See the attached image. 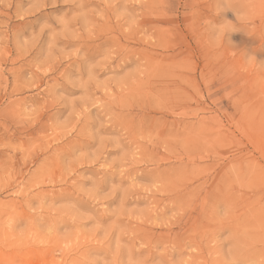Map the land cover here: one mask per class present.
Returning <instances> with one entry per match:
<instances>
[{
  "label": "rangeland",
  "instance_id": "1",
  "mask_svg": "<svg viewBox=\"0 0 264 264\" xmlns=\"http://www.w3.org/2000/svg\"><path fill=\"white\" fill-rule=\"evenodd\" d=\"M0 0V264H264V2Z\"/></svg>",
  "mask_w": 264,
  "mask_h": 264
},
{
  "label": "clouds",
  "instance_id": "2",
  "mask_svg": "<svg viewBox=\"0 0 264 264\" xmlns=\"http://www.w3.org/2000/svg\"><path fill=\"white\" fill-rule=\"evenodd\" d=\"M262 2H264V0H262ZM225 5H227L229 9L243 6L240 0H227Z\"/></svg>",
  "mask_w": 264,
  "mask_h": 264
},
{
  "label": "snow or ice",
  "instance_id": "3",
  "mask_svg": "<svg viewBox=\"0 0 264 264\" xmlns=\"http://www.w3.org/2000/svg\"><path fill=\"white\" fill-rule=\"evenodd\" d=\"M224 10L225 11L229 10V7L227 5H224Z\"/></svg>",
  "mask_w": 264,
  "mask_h": 264
}]
</instances>
